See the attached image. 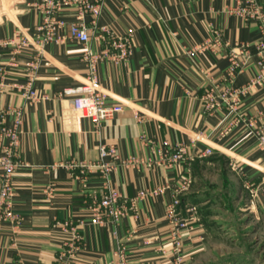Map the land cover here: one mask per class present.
Here are the masks:
<instances>
[{
    "label": "crops",
    "instance_id": "0c3cea01",
    "mask_svg": "<svg viewBox=\"0 0 264 264\" xmlns=\"http://www.w3.org/2000/svg\"><path fill=\"white\" fill-rule=\"evenodd\" d=\"M38 1L0 0V38L15 30L31 33L42 18L31 5ZM256 1L264 10V0ZM231 3L103 0L97 24L113 37L130 32V44L129 55L121 59L118 50L90 32L91 52L109 53L97 69L106 103L122 105V111L99 125L77 114L69 96L58 97L66 86L81 84L86 74L81 45L74 40L44 47L34 81L40 99L27 105L19 93H0V109L23 108L17 156L26 163L12 180L13 204L22 225L16 233L4 225L0 264H55L60 259L63 264H170L164 214L180 186L179 214L185 218L194 207L197 219L190 230L181 231L189 264L208 235L198 213L205 199L195 189L197 173L219 159L238 167L232 171L248 194L253 193L252 207L264 220V156L245 126L248 120L254 127L264 125V83L239 96L232 111L225 105L208 109L204 101L209 90L239 88L259 70L257 23L227 15ZM60 15L72 20L74 13L65 8ZM230 58L236 63L231 77ZM233 103L231 99L229 105ZM101 145L115 147L121 160L109 175L110 186L128 207L117 224L89 220L86 203L101 192L96 171L80 173L62 166L69 161L95 163ZM174 145L185 151L178 162L163 156L166 146ZM205 148L212 153L202 154ZM130 159L136 160L134 167L123 165ZM156 188L163 190L154 194Z\"/></svg>",
    "mask_w": 264,
    "mask_h": 264
},
{
    "label": "built area",
    "instance_id": "2783aa9c",
    "mask_svg": "<svg viewBox=\"0 0 264 264\" xmlns=\"http://www.w3.org/2000/svg\"><path fill=\"white\" fill-rule=\"evenodd\" d=\"M103 0H39L31 4L41 14L40 22L34 27L31 33L23 30H15L10 36L0 38V56L6 55L5 60L0 59V93H19L25 104H32L40 99L34 88V81L37 76V69L42 63L43 49L48 43H64L66 40H74L81 45V60L84 61L85 77L84 81L77 86H66L59 93L58 97L69 96L73 110L83 116H90L97 125L112 119L117 113L122 111L121 104L110 105L106 103V96L98 84V63L109 57L107 50H100L97 53L91 52L89 46L90 32H95V38L106 41L110 47L118 50L119 58H126L129 54L130 32L124 37L112 36L110 30L105 26L97 24ZM73 10L72 20H66L60 13L65 9ZM226 14H232L241 20L253 21L257 23L260 33V42L257 45L259 60L257 74L247 82L246 85L231 87L223 92L215 89L209 90L204 95L206 107L215 110L222 105L228 106L229 110H235V102L239 96L247 93L250 87L262 85L264 83V10L256 0H233L228 5ZM89 17V22L85 18ZM204 47V46H202ZM227 76L234 74L236 63L232 58ZM214 91L217 95H214ZM234 103L229 105L230 100ZM23 108L7 107L0 109V234L4 225H8L12 232L16 233L21 228L22 218L16 212L13 204V177L20 167H25L26 163L18 158L17 150L19 135L22 127ZM9 119V123H6ZM250 133L255 137L257 149L264 156V125L254 127L251 120L245 121ZM166 145V144H165ZM163 156L172 162L183 159L184 148L179 145L166 146ZM212 150L205 148L202 154L210 155ZM99 158L95 163L84 164L82 162L69 161L62 166L66 170H78L80 173L88 169L96 171L100 178L101 192L92 195L87 201L89 209V220L92 224L103 225L107 223L117 224L127 212L126 203L121 200V194L109 184V175L114 171L120 157L113 146L101 145L98 149ZM125 166L136 165L135 159L122 162ZM232 170H237L235 163L231 164ZM184 187H176L172 193V202L165 210L168 226V234L171 244L172 259L170 264H186L182 250L183 236L181 231L190 230L191 222L197 220L194 214V207H189L188 216L181 217L178 206L181 201L180 193ZM163 188L152 190L154 194L161 193ZM49 194L50 189L47 188ZM151 192V193H152ZM145 195L141 193L140 196ZM253 193H250V196ZM130 207H134V200L129 201ZM64 227L71 228L69 223ZM74 237V236H73ZM77 237H74V239ZM120 258H123L120 253ZM55 264H63V260Z\"/></svg>",
    "mask_w": 264,
    "mask_h": 264
},
{
    "label": "rangeland",
    "instance_id": "374dc122",
    "mask_svg": "<svg viewBox=\"0 0 264 264\" xmlns=\"http://www.w3.org/2000/svg\"><path fill=\"white\" fill-rule=\"evenodd\" d=\"M228 163L209 162L197 173L208 235L189 264H264V220Z\"/></svg>",
    "mask_w": 264,
    "mask_h": 264
}]
</instances>
